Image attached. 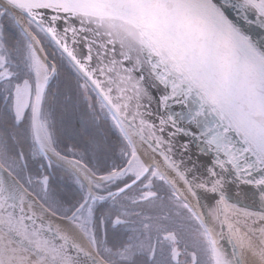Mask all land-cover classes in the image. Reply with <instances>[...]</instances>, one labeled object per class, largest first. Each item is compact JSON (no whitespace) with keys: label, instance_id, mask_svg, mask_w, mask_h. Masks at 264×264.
I'll return each mask as SVG.
<instances>
[{"label":"snow or ice","instance_id":"1","mask_svg":"<svg viewBox=\"0 0 264 264\" xmlns=\"http://www.w3.org/2000/svg\"><path fill=\"white\" fill-rule=\"evenodd\" d=\"M253 25L264 0H0V264H264Z\"/></svg>","mask_w":264,"mask_h":264},{"label":"water","instance_id":"2","mask_svg":"<svg viewBox=\"0 0 264 264\" xmlns=\"http://www.w3.org/2000/svg\"><path fill=\"white\" fill-rule=\"evenodd\" d=\"M232 15L234 16L235 13H232ZM250 18H254V17L250 16ZM252 29H253L252 34L254 36V39L259 38L261 36H264V30H261L257 25H253ZM152 93L154 96H157V97L160 95V93L154 89L152 90ZM152 111L154 113V116L152 117V119L156 123H159V120H158L159 116H161V115L167 116L169 113H172V114L181 113V112L185 111V107L182 104L175 103L174 101H169V106L167 108H164V107H161L157 103L154 102L152 104ZM185 125H186L185 121L179 122L180 127H185ZM169 130H172V129L169 127ZM191 130L196 131V128L194 125L191 126ZM188 139H189L188 137L180 135L177 137V144L183 143ZM187 155H191L192 159L196 160L198 152H197L195 143L191 144L190 152ZM202 159H206V158H202ZM65 167H69V166L65 165Z\"/></svg>","mask_w":264,"mask_h":264},{"label":"trees","instance_id":"3","mask_svg":"<svg viewBox=\"0 0 264 264\" xmlns=\"http://www.w3.org/2000/svg\"><path fill=\"white\" fill-rule=\"evenodd\" d=\"M56 83L57 82H53V88L55 89L56 87ZM80 109L83 110V108L85 107L82 99L80 101ZM57 120L59 121V112H57ZM75 128H79V122L78 120L74 123ZM57 131L58 134L61 136V140H62V144L61 147H71L74 146L77 141L75 139H73L74 136V131H73V127L72 126H61L59 124V122L57 123ZM113 161H115L116 163H119V149H116V153L115 155L112 157V160L109 161V163H112Z\"/></svg>","mask_w":264,"mask_h":264},{"label":"flooded vegetation","instance_id":"4","mask_svg":"<svg viewBox=\"0 0 264 264\" xmlns=\"http://www.w3.org/2000/svg\"><path fill=\"white\" fill-rule=\"evenodd\" d=\"M67 168V167H66Z\"/></svg>","mask_w":264,"mask_h":264}]
</instances>
